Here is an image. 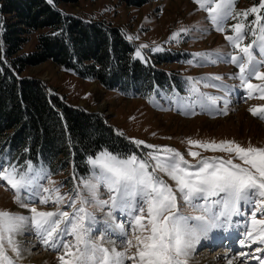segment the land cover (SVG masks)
<instances>
[{
    "label": "snow or ice",
    "instance_id": "6c2138e0",
    "mask_svg": "<svg viewBox=\"0 0 264 264\" xmlns=\"http://www.w3.org/2000/svg\"><path fill=\"white\" fill-rule=\"evenodd\" d=\"M193 2L207 12L208 19L218 32L225 31L224 23L228 19L238 20L231 27L233 34L225 35V40L236 50L227 54L229 62L238 68V79L249 95L258 90L259 98L264 99V85L249 82L253 77L264 81V71H261L264 67V16L259 14L264 10V0L243 13L235 11V0ZM249 14H256V27L246 23ZM241 16L242 21L238 19ZM190 31L189 28H181L170 39H176L179 33L187 35ZM248 32L253 39L242 46ZM145 47L147 45H140V48ZM153 50L161 49L157 47ZM255 50H258L260 59L254 55ZM194 55L210 63L223 59L220 52ZM135 56L143 59L139 49ZM202 80L219 81L222 77L211 76ZM202 80L188 77L191 85L189 95L174 102L189 109L216 105L219 97L200 91L198 85ZM203 86L217 87L207 82ZM227 103L225 100V109ZM249 111L257 116L264 113V107H253ZM261 118L264 119V115ZM133 142L143 144V141ZM187 144L205 151L234 154L241 163H234L232 158L205 157L196 164H190L175 149H155L151 145H145L154 148L145 158L136 155L123 157L105 149L88 158L93 171L89 177L80 178L78 186L70 194H62L58 186L44 187L40 182L48 174L43 169H35L31 161L27 162L24 170L11 163L0 167V180L6 181L14 191L15 202L28 208L31 214L25 216L0 210V264H16V259L21 257L16 236L27 231L28 226L42 237L45 245L64 249L58 257L60 264H127L129 261L131 264H189L190 254L196 245L207 239L214 229L221 228L224 222H230L232 217L239 215L242 204L253 208L246 239L264 244V218H257L258 214H264V148H245L234 141L217 143L189 139ZM188 155L195 159L200 153L189 151ZM158 173L166 175L175 187L166 183ZM49 183L54 184L50 178ZM101 187L109 193L107 200L100 198ZM22 193H27L29 199L39 196L40 204L51 201L56 209L42 211L25 204L21 200ZM65 201L74 209L72 213L61 209ZM180 201L196 214H184ZM89 206L101 211L107 207L109 218L116 211L126 213L130 218L132 237L121 242L120 248L114 242L111 247L104 246L103 234L100 241L93 239L90 224L94 216L88 210ZM113 230L128 235L122 224L116 225ZM63 236H72L73 240L64 241ZM245 243L246 240L240 241L242 246ZM9 250L15 259L8 254ZM257 259L264 264V258Z\"/></svg>",
    "mask_w": 264,
    "mask_h": 264
},
{
    "label": "rangeland",
    "instance_id": "374dc122",
    "mask_svg": "<svg viewBox=\"0 0 264 264\" xmlns=\"http://www.w3.org/2000/svg\"><path fill=\"white\" fill-rule=\"evenodd\" d=\"M258 4L249 0H235V11L243 13ZM59 10L85 21L107 22L120 29L127 39L128 37L133 38L128 40L135 45L137 50L141 51L143 59L136 58V56L135 58L142 63H146L148 59L149 63L153 64V55L156 53L166 56L172 53L173 59L169 58L167 62L153 64V66L170 74L175 79L177 88L172 92L164 89L158 93H150L143 100L140 97H123L117 91H114L115 93L109 91L95 81L78 78L72 73L63 71L51 61L28 66L17 76L41 82L48 96H57L71 108L79 107L74 109L81 108L82 111L84 109L93 114H99L114 132L133 143L137 153L132 155L145 158L149 152L154 151V148L146 147L145 144L135 145L133 141L137 140L155 146V149L165 147L175 149L190 164H196L199 159L205 157L224 160L232 158L234 163H241V161L236 159L234 154L190 147L187 144L189 139L217 143L234 141L245 148L249 146L264 148V119L261 118L264 113L253 116L249 111L253 107H264V99L259 98L258 90L249 95V91L241 85L238 79V68L229 62L230 57L227 55L235 53L236 50L225 40V35L233 34L231 27L238 20L228 19L224 23L225 31L218 32L208 19L207 12L200 10L193 0H151L138 8L127 7L117 0H78L73 4H60ZM259 14L264 16V10H261ZM238 19L242 21L243 16ZM255 19L256 14H249L246 23L256 27ZM181 28H189L191 31L187 35L179 33L176 39H170L172 34L178 33ZM44 32V30L31 31L26 34L24 36L26 42L20 54L37 51V35ZM252 39L251 32H248L242 46L251 42ZM140 45H147V47L140 48ZM157 47L161 50L154 51L153 49ZM205 52H220L223 54V59L210 63L194 55ZM254 55L260 59L258 50L254 51ZM261 71H264V67H261ZM211 76H220L222 80H202V78ZM188 77L202 80L198 85L200 91L219 97L217 104L205 109L199 106L189 109L175 103L174 101L178 98L189 95L191 85ZM205 82L215 84L217 87H204ZM249 82L253 85H264V81L256 80L254 77ZM225 100L228 102L226 109ZM102 105L105 107L104 110L98 111L97 109ZM189 151H197L200 156L193 159L188 155ZM157 154L162 155V153ZM87 161L88 159L86 160L88 171L86 177L75 176L71 168L57 176H52L46 167L33 166L37 170L43 169L48 174L40 182L44 187L58 186L62 194H70L78 186L80 178H87L91 175L93 170ZM8 164L9 161L0 156V167ZM158 175L166 183L175 187L174 182L166 175L163 173H158ZM49 178L54 184L49 183ZM100 198L105 200L109 198V193L103 187L100 189ZM21 200L25 204L37 207L38 210L53 211L56 209L51 201L47 204H40L39 196L29 199L27 193H22ZM180 206L184 214H196L192 213L183 201H180ZM60 207L69 213L74 211L68 206L67 201ZM0 210L25 216L31 215L28 208L21 207L15 202L14 191L6 181L2 180H0ZM88 210L94 216V221L90 224V236L100 241L103 234L104 246L111 247L114 241L117 248H120L121 242L132 237L130 218L126 213L116 211L112 215V218L116 217L117 222L124 225L128 234L127 236L120 234L123 238L117 235L118 239L112 236L107 227L108 222L106 221L109 218L107 207L101 211L99 208L89 206ZM252 210L251 205L242 204L239 215L232 217L230 222H224L221 228L213 230L218 242L219 238L221 239L220 245L216 247L212 243L201 240L190 254L189 264H211L208 261H212V264H221L222 261H227L224 257L221 262L219 260L225 253L230 256L234 264H260L257 257L264 258V251H257V249L264 250V244L252 243L251 239L245 237L250 227ZM257 218H264V214H258ZM230 235H233L234 240L229 239V242L228 236ZM106 236H109L111 240L106 242ZM25 238L28 241L19 242L17 240L22 248L21 257L16 259V264H60L58 257L64 252L62 247L53 249L45 245L42 237L37 235L31 226L28 227ZM62 239L72 241L73 237L63 236ZM241 240H246L245 245L240 244ZM23 248L25 251L31 250L33 259L24 256ZM8 254L15 259L10 250ZM203 259H206V262H201Z\"/></svg>",
    "mask_w": 264,
    "mask_h": 264
},
{
    "label": "trees",
    "instance_id": "16d2710c",
    "mask_svg": "<svg viewBox=\"0 0 264 264\" xmlns=\"http://www.w3.org/2000/svg\"><path fill=\"white\" fill-rule=\"evenodd\" d=\"M77 1L0 0V156L21 170L31 161L52 176L71 168L75 176L86 177V160L98 152L106 149L123 157L137 153L133 143L116 135L99 114L71 108L57 96H48L41 82L18 78L26 67L51 61L78 78L131 98L177 87L170 74L153 66L167 62L172 53L155 54L153 64L142 63L120 29L59 10L60 4ZM117 1L138 8L151 0ZM42 30L37 51L20 54L24 36Z\"/></svg>",
    "mask_w": 264,
    "mask_h": 264
},
{
    "label": "bare ground",
    "instance_id": "6f19581e",
    "mask_svg": "<svg viewBox=\"0 0 264 264\" xmlns=\"http://www.w3.org/2000/svg\"><path fill=\"white\" fill-rule=\"evenodd\" d=\"M104 106L102 105L101 107H99L97 110L98 111H102V110H104ZM107 222H108V229H109V232L112 234V236H114V237H117V235L119 236V237H122L123 235L119 232V231H114L113 229L115 228V226L116 225H119V224H121L120 222H117V219H116V217L115 218H107ZM29 227V226H28ZM27 232H28V229H27V231H25L23 234H20V235H17L16 236V238H17V240H19V242H25V241H28L26 238H25V235L27 234ZM122 236H121V235ZM118 238V237H117ZM123 238V237H122ZM119 239V238H118ZM231 240V241H233L234 240V237H233V235H230V236H228V240ZM109 240H111L110 239V237L109 236H106V242L107 241H109ZM230 240H229V242H230ZM202 241H205V242H209V243H212L214 246H218V245H220V243H221V239L219 238V242H218V239H216V236H215V232L214 231H212L210 234H209V237L207 238V239H202ZM111 242V241H110ZM114 242V241H113ZM105 243V242H104ZM116 243V242H115ZM30 244V243H29ZM31 244H32V242H31ZM28 245V244H27ZM26 245V246H27ZM24 246V245H23ZM197 246V245H196ZM28 247V246H27ZM22 248V247H21ZM28 249V248H27ZM23 250H24V248H23ZM24 252V256L26 257L27 256V258L28 259H31L32 257H31V250L29 249L28 251L26 250H24L23 251ZM23 255V254H22ZM23 257V256H22ZM223 257L224 258H226V260L227 261H225V262H223L222 261V259H223ZM230 256L227 254V253H225V254H222V257L219 259L220 260V262L222 261V263L221 264H234L233 262H231V260H230V258H229ZM229 258V259H228ZM33 259V258H32ZM233 261V260H232ZM201 262H206V259H203ZM209 263H211L212 264V261H208ZM196 263V262H195ZM194 264V263H193ZM199 264V263H198Z\"/></svg>",
    "mask_w": 264,
    "mask_h": 264
},
{
    "label": "water",
    "instance_id": "95a60500",
    "mask_svg": "<svg viewBox=\"0 0 264 264\" xmlns=\"http://www.w3.org/2000/svg\"><path fill=\"white\" fill-rule=\"evenodd\" d=\"M74 108H79V107H74ZM80 109H81V108H80ZM83 111H84L85 113H88V114H93V112L86 111V110H84V109H83Z\"/></svg>",
    "mask_w": 264,
    "mask_h": 264
},
{
    "label": "crops",
    "instance_id": "0c3cea01",
    "mask_svg": "<svg viewBox=\"0 0 264 264\" xmlns=\"http://www.w3.org/2000/svg\"><path fill=\"white\" fill-rule=\"evenodd\" d=\"M69 73V72H68ZM112 92H114V91H112ZM115 93V92H114Z\"/></svg>",
    "mask_w": 264,
    "mask_h": 264
}]
</instances>
